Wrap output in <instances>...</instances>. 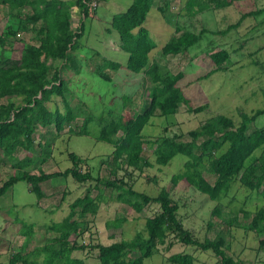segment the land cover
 Wrapping results in <instances>:
<instances>
[{
    "label": "rangeland",
    "instance_id": "374dc122",
    "mask_svg": "<svg viewBox=\"0 0 264 264\" xmlns=\"http://www.w3.org/2000/svg\"><path fill=\"white\" fill-rule=\"evenodd\" d=\"M63 1L71 14V29L73 32H79L80 37L76 39L75 48L69 52L70 56L66 61L68 67L62 68L63 62L55 61L50 64L49 73L60 68L59 73L65 90L64 105H68L73 117L69 122L63 121L59 132L53 125L33 126L34 164L28 170L32 173L63 170L71 166L67 158L68 152L81 155L99 150L101 153L96 159L84 161L79 165V169L90 170L93 176L104 180L108 176L106 161L112 149L107 143H96L98 118L108 113L114 119L121 115L132 116L144 109L148 98L149 83L143 71L127 73L118 63L113 80L109 82L103 81L93 73L94 65L101 63L103 59L116 62L119 60L121 64L127 59V55L119 51V40L116 33L110 29V21L112 16L126 8L131 0H96L97 7L88 11L87 16L83 15L79 0ZM85 2L88 1H83L87 8ZM183 3V0H153L142 26L156 44L149 53L150 61L155 60L164 64L173 74H182L176 84L184 92L187 103L181 104L168 118L158 113L149 117L147 125L142 129L141 154L150 162V167L142 171L119 170L115 178L121 180L122 187L129 186L151 197L156 196L161 187L168 188L176 206V218L184 229L199 240L220 235L224 251L241 264H264V251L259 247L261 237L255 231L244 227L256 209L264 203L259 190H249L234 176L225 190L211 199L201 194L197 188L186 186L184 183L179 182L173 187L169 184L171 175L184 169L183 164L188 159L187 156L175 155L164 166L154 163L155 140L162 134L188 141L191 130L198 128L215 115H225L237 126L242 115L250 116L256 109L264 108V93H259L264 88L263 54L251 58V61L254 60L253 64L250 61V48L245 49V42L242 43L244 49L238 50L234 55L239 58V64L230 67L227 62L215 73H210L211 62L208 56L203 54L205 49L203 47L206 43L208 47L216 46L218 43L229 48L234 44L231 37H216L219 42L211 35H208V40L207 37L203 41L199 39L189 47H193L192 63H189L191 61L186 60V57H182V53L177 57L160 55L158 49L171 36L189 29L184 20ZM22 16H24L22 13L20 17L8 13L0 0V58L19 57L21 40L28 36L17 30ZM79 26L82 30H78ZM6 28L14 32V35H5L3 31ZM12 101L15 106L23 103L21 96ZM4 103L5 100L1 99L0 104ZM45 106L57 120L60 119L58 114L63 115L66 111L57 96H51ZM257 128H264V114L257 116L248 124V131ZM204 139L205 136H202L196 140L197 153L203 150ZM37 144L45 145L49 157H43L44 148L42 151V148L36 147ZM226 147L227 143H223L215 150L214 155H219ZM16 153L19 159L25 155L24 150H18ZM261 153L264 154V148L254 150L246 158L245 165L252 163ZM2 158L0 156V159ZM19 159L15 161L12 159L16 166L20 163ZM207 161V157H203L196 167L208 182L214 183L215 177L209 173ZM15 165L14 170L17 168ZM7 175L8 173L2 170L0 183ZM26 186L25 182H16L0 196V264H8V259L13 253L30 252L33 247L43 244L53 236L48 225L61 221L68 213L69 204L85 194L96 199L97 209L94 213L85 214L84 217H80L78 211L75 213L74 217L81 231L69 239L76 245L85 246L73 252V255L82 258L85 264H100L96 258L97 251L93 248L98 241L108 243L121 239L130 242L145 237V218L159 212V207L154 202L135 212L127 204L116 200L119 188L109 189L100 181L79 183L70 177H56L51 178L48 184L39 182L30 185L31 188L33 186L42 188L45 195L40 197L31 189L30 193ZM24 205L27 206L23 209ZM115 218L121 219L119 225L115 228L108 226L107 224ZM21 221L32 223L31 236L20 235ZM7 237L16 241L12 243L6 241ZM177 252L190 254L193 258L192 264H221L218 256L211 250H201L196 246L182 244L177 239L176 232L171 229L168 230L166 242L158 245L152 255L144 259L143 264H172L168 262L167 257ZM36 259L40 260L41 257L37 256Z\"/></svg>",
    "mask_w": 264,
    "mask_h": 264
},
{
    "label": "trees",
    "instance_id": "16d2710c",
    "mask_svg": "<svg viewBox=\"0 0 264 264\" xmlns=\"http://www.w3.org/2000/svg\"><path fill=\"white\" fill-rule=\"evenodd\" d=\"M1 1L8 13L19 17L21 13L24 15L19 20L17 30L28 36L21 40L22 48L18 58H0V100H5L4 104H0V156L7 158L18 150L26 152L19 165H15L17 168L14 173L0 184V196L16 182L34 185L56 177H70L79 183L100 181L109 189L119 188L116 200L127 204L135 212L141 211L150 202L156 203L159 207V212L144 220L145 237L130 242L121 239L108 243L96 242L93 248L97 251L96 258L100 264H143L144 259L149 258L158 245L166 242L169 229L176 232L177 239L182 244L196 246L201 250H211L218 256L221 264H241L224 251L220 235L199 240L182 227L176 218V206L168 188L161 187L156 196L151 197L129 186L122 187L121 180L115 178L119 170L142 171L150 167V162L141 154L142 129L147 125L149 117L158 113L168 118L181 104L187 103L184 92L176 84L182 74H173L164 64L155 60L150 61L149 53L156 44L149 38L142 23L152 7L153 0H131L125 11L118 12L111 18L110 29L116 33L120 49L127 54L126 69L131 73L143 71L149 86L147 104L140 112L132 116L121 115L117 119L108 113L97 120V140L109 144L112 149L106 161L108 176L104 180L93 176L90 170L81 171L79 165L85 160L73 152L67 153V158L71 162L68 168L39 173L28 170L34 164L33 126L53 125L59 132L63 121L69 122L73 117L68 105H64L65 90L59 73L60 68L51 74L49 70L50 64L55 61H62V68L68 67L66 61L70 56L69 52L75 48L76 39L80 35L71 29V14L63 0ZM83 1L89 0L82 2L79 0L81 11L87 16V8ZM209 2L217 5L216 0ZM78 30H82L81 26ZM3 33L14 35L9 28ZM200 33L186 30L173 35L158 52L163 56L181 54L200 39ZM228 56L229 53L224 49L209 54L214 65L210 73L219 70ZM117 68L118 63L103 59L101 63L94 65L93 71L100 79L109 82L111 78L108 70ZM17 96L22 97L23 103L20 106H15L12 101ZM51 96L59 97L65 106V113L58 114L59 120L55 119L45 106ZM262 114L264 108L256 109L250 116L244 114L237 126L231 118L215 115L198 128L191 130L188 141L162 134L155 140L154 163L164 166L175 155L187 156L188 159L183 164L184 169L171 175L169 179L171 187L181 182L214 199L225 190L230 179L236 176L242 186L249 190H259L264 201V154L261 153L252 163L245 165L246 158L254 150L264 148V128L248 131V124ZM202 136H205L204 147L197 153L196 140ZM223 143H227L225 150L219 155H214L215 150ZM36 147L42 148L43 151L45 145L37 144ZM43 157H49L47 148H44ZM203 157L208 159V171L214 175V183L208 182L196 167ZM30 189L38 197L42 196L37 186ZM97 205L96 199L88 194L75 198L69 204L67 215L61 221L48 225L53 236L43 244L33 247L30 252L13 253L8 259V264H85L82 258L73 255L74 251L85 246L76 245L69 239L81 231L74 217L75 213L78 211L79 216L84 217L85 214L94 213ZM244 217L246 218V215ZM120 222L121 219L115 218L107 225L115 228ZM31 227L32 224L22 222L21 234L29 235ZM244 227L255 231L261 237L259 247L264 251V203L256 209ZM37 256L41 259L37 260ZM167 260L172 264H192L193 258L190 254L177 252L170 254Z\"/></svg>",
    "mask_w": 264,
    "mask_h": 264
},
{
    "label": "crops",
    "instance_id": "0c3cea01",
    "mask_svg": "<svg viewBox=\"0 0 264 264\" xmlns=\"http://www.w3.org/2000/svg\"><path fill=\"white\" fill-rule=\"evenodd\" d=\"M183 1H184L183 7L185 10L184 20L186 21L187 26L189 28L188 30L186 29L187 31L193 33L201 32L200 41L205 40L206 37L208 40V35L214 36L217 42L220 41L218 38H216L219 36H221L222 38L231 37L234 41V44L229 48L227 45H219L218 43H216V46L208 47L206 43V46L203 47L205 48L203 54L204 55L206 54L208 56L210 62L211 60L209 58V54L224 49L229 53V56L226 59L225 64L228 62V65L230 67H233L239 64L238 62L239 58L234 55L237 53L238 50L244 49V45H246L245 49L250 48V61L251 58H253L255 55L263 54L262 57L264 58V0H216L217 5L210 3L209 0H183ZM130 3H128L127 7L129 6ZM127 7L124 8L122 11H118V12L125 11ZM243 42H245L244 45H242ZM118 48L119 51H122L120 47ZM192 48H188L187 50L182 52L183 54L182 57H186V60L191 61L189 63H192V55H193L191 53V51H193ZM122 52L126 54V52L124 51ZM177 55L179 54H175V57H177ZM111 61L115 63H119L120 66L124 67L127 73H131L125 67L126 60L122 64L119 60L117 62L113 60ZM210 62H208L207 64L209 65ZM251 62L254 64V60ZM210 64H211L210 67L212 69L214 65L212 62ZM109 71L112 72V73L109 72L108 74L110 75L111 80H113L116 70H109ZM213 72L215 73L216 71ZM259 93H264V88L262 92L260 91ZM100 142L101 141L96 139V143H100ZM16 152L10 157L7 158L3 157L2 159H0V173L3 170V172L8 173L7 177L14 173V169H13V165H15L14 161L19 159L16 156L17 154ZM100 153L101 151L96 150L91 153H83L81 155L78 154L77 155L87 162L96 159ZM13 158L14 161L12 160ZM22 158L19 159L20 162ZM50 180L51 179H48L42 182L48 184ZM30 188L31 186L30 185L28 186L27 184L26 189L31 193ZM38 189L39 192L42 193V196H44L45 193L42 190V188L39 187ZM26 206L27 205H24L23 209ZM13 207L15 208V206ZM31 234L32 231L29 235H22L20 231L21 236H31ZM6 241L12 243L16 240L14 239L12 240L9 237H7ZM18 252L21 254L26 253L25 251H18Z\"/></svg>",
    "mask_w": 264,
    "mask_h": 264
},
{
    "label": "built area",
    "instance_id": "2783aa9c",
    "mask_svg": "<svg viewBox=\"0 0 264 264\" xmlns=\"http://www.w3.org/2000/svg\"><path fill=\"white\" fill-rule=\"evenodd\" d=\"M96 7H97V2H96V0H90V1L87 3V14H88V11H90V10H95Z\"/></svg>",
    "mask_w": 264,
    "mask_h": 264
}]
</instances>
